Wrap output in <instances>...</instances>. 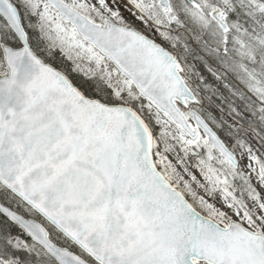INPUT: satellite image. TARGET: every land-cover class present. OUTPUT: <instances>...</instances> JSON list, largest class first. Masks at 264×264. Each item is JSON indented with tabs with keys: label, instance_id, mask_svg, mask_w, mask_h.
<instances>
[{
	"label": "snow or ice",
	"instance_id": "6c2138e0",
	"mask_svg": "<svg viewBox=\"0 0 264 264\" xmlns=\"http://www.w3.org/2000/svg\"><path fill=\"white\" fill-rule=\"evenodd\" d=\"M0 264H264V0H0Z\"/></svg>",
	"mask_w": 264,
	"mask_h": 264
}]
</instances>
